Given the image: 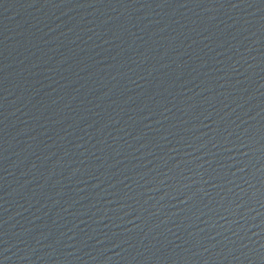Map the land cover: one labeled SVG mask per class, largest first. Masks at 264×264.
<instances>
[{"label":"water","instance_id":"water-1","mask_svg":"<svg viewBox=\"0 0 264 264\" xmlns=\"http://www.w3.org/2000/svg\"><path fill=\"white\" fill-rule=\"evenodd\" d=\"M0 264H264V0H0Z\"/></svg>","mask_w":264,"mask_h":264}]
</instances>
